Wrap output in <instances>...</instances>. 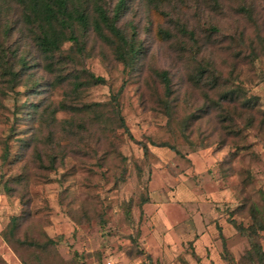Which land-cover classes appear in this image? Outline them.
Returning <instances> with one entry per match:
<instances>
[{
	"label": "rangeland",
	"instance_id": "374dc122",
	"mask_svg": "<svg viewBox=\"0 0 264 264\" xmlns=\"http://www.w3.org/2000/svg\"><path fill=\"white\" fill-rule=\"evenodd\" d=\"M76 1L92 16L118 0ZM117 25L135 32L133 67L91 28L82 53L40 51L23 1L0 0V264H237L248 243L228 218L264 206V0H125ZM235 87L244 97L218 100ZM234 107L236 133L221 117Z\"/></svg>",
	"mask_w": 264,
	"mask_h": 264
},
{
	"label": "trees",
	"instance_id": "16d2710c",
	"mask_svg": "<svg viewBox=\"0 0 264 264\" xmlns=\"http://www.w3.org/2000/svg\"><path fill=\"white\" fill-rule=\"evenodd\" d=\"M25 8L27 9L31 19L35 22L38 32L35 37V45L37 48L45 53H62L61 47L65 42H70V50L73 49L75 53H82L84 44L82 39V32L87 29L92 30L95 34L105 40L111 47L114 53L115 58L123 64L124 67H133L136 57L139 52V45L137 43V38L135 32L132 31L128 36L124 31L117 25V18L119 16V10L122 9L125 5V0H118L117 4L112 12V15H109L106 9L100 4H94L93 15L85 11L80 4L75 2V0H22ZM241 12L245 14L246 17H250V10L244 7H241ZM183 33H189L184 28H182ZM191 36V33H189ZM259 53L264 56V38H260ZM250 44H248L249 46ZM247 46V47H248ZM254 52L255 46H249ZM73 52V55H76ZM69 55V54H67ZM258 55L255 56L257 58ZM13 65L21 62L17 69L12 68V65H8V73L10 74V79L16 78L20 73V70L24 68V59L13 61ZM18 66V65H17ZM198 80L202 78L203 73L206 71L205 67L199 66ZM158 75L161 77L162 82L167 93H169L168 87V72L166 70H161ZM89 81L92 83H104V78L102 76H96L92 73L88 74ZM207 82L212 88H218L219 86V77L215 75H207ZM82 84V82H77L75 88ZM238 88V87H237ZM228 88L223 90V94L218 98V100H238L241 97H244L242 89ZM114 103L115 97L113 96ZM104 103H96L95 105H102ZM166 106V104H164ZM220 105V103H219ZM241 109L247 111V118L244 121L245 127H251L254 121V115H250V111L253 109L252 102L249 98L245 100L241 99L239 103ZM222 111V110H221ZM228 108L223 110L222 121H226L224 128L227 131L236 133L239 131V128L236 127L235 115L238 117L242 116V111L238 113L236 107L229 113ZM115 115L118 117L119 126L123 127L126 130L125 124L122 117L119 115V112L114 110ZM264 114V111H263ZM263 121V119L261 120ZM187 120H184L183 124H186ZM161 146H168L169 148L176 150V148L168 142H160ZM142 150L144 155L148 153V147L146 144L142 145ZM8 152L5 149L3 151V158H6ZM7 189V188H6ZM8 190V189H7ZM147 198L143 201L147 202ZM251 222L248 225H243L238 223L231 218H228V221L235 228L237 233L246 238L248 243V248L245 253L239 260L237 264H264V247L262 246V241L264 240V206L259 207L257 205L253 206L250 212ZM15 217H12L10 220V227L7 233L12 234L16 226ZM6 232L3 233V237L6 241L10 242V238ZM224 239V238H223ZM11 243V242H10ZM34 245V244H33ZM16 249V248H15ZM225 249V248H224ZM226 250V249H225ZM226 259V256H223V259ZM30 260V259H28ZM28 260L22 258L23 264H30ZM148 260V259H143ZM134 261V260H130ZM150 261V260H148ZM231 263L233 260L231 258ZM151 262V261H150ZM153 263V262H152ZM229 264V262H226ZM154 264V263H153Z\"/></svg>",
	"mask_w": 264,
	"mask_h": 264
},
{
	"label": "built area",
	"instance_id": "2783aa9c",
	"mask_svg": "<svg viewBox=\"0 0 264 264\" xmlns=\"http://www.w3.org/2000/svg\"><path fill=\"white\" fill-rule=\"evenodd\" d=\"M104 264H115V263H113L111 260H106ZM119 264H153V263L148 260H134V261L120 262Z\"/></svg>",
	"mask_w": 264,
	"mask_h": 264
},
{
	"label": "crops",
	"instance_id": "0c3cea01",
	"mask_svg": "<svg viewBox=\"0 0 264 264\" xmlns=\"http://www.w3.org/2000/svg\"><path fill=\"white\" fill-rule=\"evenodd\" d=\"M203 261V260H202ZM208 262H206L207 264H222L221 259L217 256V259L214 258H210V260H207Z\"/></svg>",
	"mask_w": 264,
	"mask_h": 264
}]
</instances>
